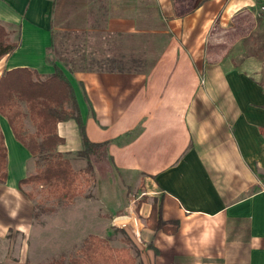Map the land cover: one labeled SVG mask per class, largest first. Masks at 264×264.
Listing matches in <instances>:
<instances>
[{
	"label": "crops",
	"instance_id": "obj_1",
	"mask_svg": "<svg viewBox=\"0 0 264 264\" xmlns=\"http://www.w3.org/2000/svg\"><path fill=\"white\" fill-rule=\"evenodd\" d=\"M254 3L0 0V22L12 39L14 29L19 35L0 58V76L15 67L42 75L60 68L88 139L108 141L117 170L142 175L141 221L118 215V196L109 204L113 220L144 237L135 264H264V94L224 66V52L212 45L216 22ZM0 131L7 150L0 264L48 263L69 249L53 236L75 233V211L36 210L19 187L33 157L2 115ZM57 132L58 152L82 148L75 120L59 122ZM154 202L163 220L178 221L175 233L146 227Z\"/></svg>",
	"mask_w": 264,
	"mask_h": 264
},
{
	"label": "trees",
	"instance_id": "obj_2",
	"mask_svg": "<svg viewBox=\"0 0 264 264\" xmlns=\"http://www.w3.org/2000/svg\"><path fill=\"white\" fill-rule=\"evenodd\" d=\"M18 44L19 35L12 39L6 25L0 22V58L13 52ZM0 115L7 119L16 140L32 157H38L35 173L20 180L19 187L36 184L46 189L48 196L72 203L83 191V185L92 178L91 158L108 155V141L93 142L86 136L72 85L57 66L48 75L25 67L5 71L0 76ZM25 119L33 126L32 132L25 131ZM68 119L75 120L79 128L82 148L76 155L86 160L83 169L75 170L69 159L57 151L58 145L64 143V138L57 132V124ZM6 157L7 150L0 131L1 183L7 178ZM28 195L32 197L30 193ZM146 222L151 229L170 234L178 228V221L162 219L160 205L156 202L152 204ZM79 252L80 256L70 258L67 263L58 258L44 264H135L136 261L128 247L113 248L95 235L84 240Z\"/></svg>",
	"mask_w": 264,
	"mask_h": 264
},
{
	"label": "rangeland",
	"instance_id": "obj_3",
	"mask_svg": "<svg viewBox=\"0 0 264 264\" xmlns=\"http://www.w3.org/2000/svg\"><path fill=\"white\" fill-rule=\"evenodd\" d=\"M216 23L218 26L213 31L216 41H213L212 45L224 52L221 63L251 80L264 94V12L257 11L254 5L244 14L242 11L237 12L227 21L218 20ZM13 32L14 39H16L17 30L14 29ZM130 45L126 43L124 49L126 47L128 50ZM24 129L26 132L34 130L27 119H25ZM61 153L63 157L69 159L75 170L83 169L86 166V160L78 157L76 152ZM33 160L36 169L38 157H33ZM91 162L93 166L92 178L88 184L83 185V191L74 198L72 203L68 204L61 199L48 196L46 189L36 184H24L23 187L32 195L38 212L75 211V233L73 235L69 233L64 238L60 235L53 236V239L58 238L64 242L67 240L69 244L68 250H59V254H57L59 258H63L64 263H67L72 257L80 256L79 250L89 235H95L105 240L113 248L128 247L137 259L140 256L139 248L141 250L144 248L143 235L140 233L137 235L128 221L117 217L113 220V212L109 204L118 196L120 205L117 208L118 211L121 210L118 215L125 214L127 217L134 215L138 221H141L137 206L147 200L146 188L141 181L143 177L139 173L117 170L108 155L92 157ZM35 169L30 175L35 173ZM131 205H135L136 210H130L128 213V207ZM55 221L61 223L63 220L55 219ZM116 221H118V226L113 225V222ZM145 225L150 228L146 219ZM49 237L47 236V238ZM72 244L73 248H71ZM56 253L57 251L54 252V254Z\"/></svg>",
	"mask_w": 264,
	"mask_h": 264
},
{
	"label": "built area",
	"instance_id": "obj_4",
	"mask_svg": "<svg viewBox=\"0 0 264 264\" xmlns=\"http://www.w3.org/2000/svg\"><path fill=\"white\" fill-rule=\"evenodd\" d=\"M254 5L256 6L257 11L264 12V0H255ZM117 223L118 221L114 224L118 226Z\"/></svg>",
	"mask_w": 264,
	"mask_h": 264
}]
</instances>
